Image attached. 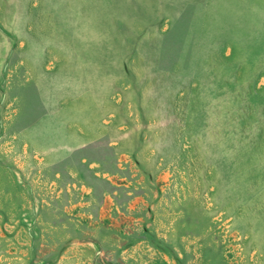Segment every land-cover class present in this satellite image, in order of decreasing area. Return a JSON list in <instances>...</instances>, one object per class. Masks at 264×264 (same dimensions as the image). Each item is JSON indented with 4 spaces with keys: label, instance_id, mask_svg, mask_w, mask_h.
Listing matches in <instances>:
<instances>
[{
    "label": "rangeland",
    "instance_id": "obj_1",
    "mask_svg": "<svg viewBox=\"0 0 264 264\" xmlns=\"http://www.w3.org/2000/svg\"><path fill=\"white\" fill-rule=\"evenodd\" d=\"M0 264H264V0H0Z\"/></svg>",
    "mask_w": 264,
    "mask_h": 264
}]
</instances>
